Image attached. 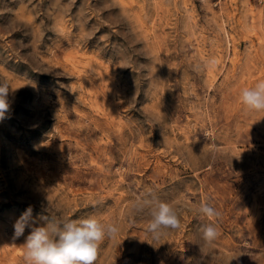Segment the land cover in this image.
<instances>
[{"label":"rangeland","instance_id":"1","mask_svg":"<svg viewBox=\"0 0 264 264\" xmlns=\"http://www.w3.org/2000/svg\"><path fill=\"white\" fill-rule=\"evenodd\" d=\"M261 80L264 0H0V264H25L29 206L118 223L96 264H264V112L240 99ZM148 191L182 209L158 241Z\"/></svg>","mask_w":264,"mask_h":264},{"label":"clouds","instance_id":"2","mask_svg":"<svg viewBox=\"0 0 264 264\" xmlns=\"http://www.w3.org/2000/svg\"><path fill=\"white\" fill-rule=\"evenodd\" d=\"M10 86L0 82V121L7 118L10 111ZM241 103L248 111L264 112V80L252 88H245L240 94ZM131 213L136 216L149 217L147 233L153 240H160L170 230L181 227L182 209L175 203L161 201L151 191L133 196ZM29 206L14 223V236L24 234L30 227V234L24 243L25 264H96L99 246L105 238L113 239L121 231L118 223H104L89 216L82 219H65L62 217L41 216L42 226H34L36 221ZM197 216L218 219L220 213L209 202L200 203L196 209ZM206 244L213 243L219 236L218 228L213 223L201 229Z\"/></svg>","mask_w":264,"mask_h":264},{"label":"bare ground","instance_id":"3","mask_svg":"<svg viewBox=\"0 0 264 264\" xmlns=\"http://www.w3.org/2000/svg\"><path fill=\"white\" fill-rule=\"evenodd\" d=\"M11 88V87H10Z\"/></svg>","mask_w":264,"mask_h":264}]
</instances>
